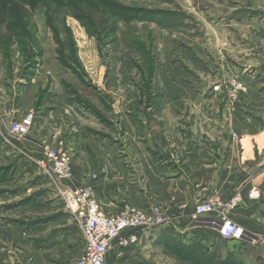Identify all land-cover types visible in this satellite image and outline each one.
I'll list each match as a JSON object with an SVG mask.
<instances>
[{
	"label": "rangeland",
	"instance_id": "obj_1",
	"mask_svg": "<svg viewBox=\"0 0 264 264\" xmlns=\"http://www.w3.org/2000/svg\"><path fill=\"white\" fill-rule=\"evenodd\" d=\"M81 1L84 9L88 7L85 1L98 6L103 14L99 18H110L106 10L93 0ZM110 1L124 7L170 13L178 23L165 29L152 22H125L111 18L109 21L115 25L116 32L109 33L108 38L98 43L71 16L72 7H82L78 4L79 0H0L1 144L12 147L9 143L14 138L19 143L24 142L26 136L17 139L9 133L8 127L11 122L24 118L30 110L35 117L37 86L41 89L50 82L51 90L44 104L52 105L53 97L58 100L56 95L63 90L60 85L62 82L64 87L69 85L79 88L82 97L96 104L98 100L105 105L111 104L114 119L123 112H127L131 120L140 125L146 117L163 119V133L172 145L176 142L172 137L177 134V131H172L175 117L177 123L183 121L184 124V121L188 122L186 116H191L199 124L197 117L203 115V121L211 124L209 131L216 130L217 123H228L232 105L239 102L241 95L248 93L245 84L264 85V0ZM49 9L59 13L52 18L58 42L46 24ZM21 26L32 35V39L15 36ZM131 37L140 40L145 46L150 43L148 57L151 61L129 50L127 44ZM32 44L30 54L35 58L27 62L29 52L26 46ZM58 51L66 58V64L77 71V77L59 62ZM73 56L77 58L79 67L74 64ZM149 63L153 67L150 78ZM31 79L34 83L32 93L29 95L30 92H27L30 98L23 102L20 94L25 83L28 84ZM234 82L239 84V90H235ZM67 95L72 98L70 94ZM220 103L225 107V114L217 119L215 110ZM100 105L98 107L105 111ZM59 107L62 113L58 118L61 119L59 124L64 123L69 130L76 123V127L84 133V128L94 123L92 117L73 107L65 104ZM41 112V109L38 110L39 116ZM209 119L215 123L212 124ZM57 121L54 123L57 124ZM55 124H51L50 128L57 127ZM192 129L195 131L197 127L193 126ZM55 132L50 131L52 134ZM113 137L125 147L126 135L117 130ZM58 146L65 149L63 144ZM3 151L0 152V168L10 167L6 176H0V228L5 231L18 219V215H24L25 206L33 212L50 211L56 207L53 201L58 197L53 189H43L47 203L23 204L26 197H35L34 193L42 189L37 184L40 185V181L45 178H34L29 173L28 167L31 166L24 161V154L14 159ZM53 197L55 199L52 200ZM5 232L9 233L10 229ZM235 247L232 244H218L215 253H220L222 257L233 256L228 253H232ZM237 253L233 257L240 264H250L245 254L239 255V250ZM80 254L81 251H75L72 259L75 260ZM143 255L141 258L127 256L118 259L113 256L107 264H131L138 260L149 264H188L178 256L168 254L162 246L150 247L144 250Z\"/></svg>",
	"mask_w": 264,
	"mask_h": 264
},
{
	"label": "crops",
	"instance_id": "obj_2",
	"mask_svg": "<svg viewBox=\"0 0 264 264\" xmlns=\"http://www.w3.org/2000/svg\"><path fill=\"white\" fill-rule=\"evenodd\" d=\"M33 84L32 79L25 83L20 100L24 102L30 98ZM60 85L63 90L57 92L58 100L52 96V105L44 104L51 82L41 89L37 86L36 100L34 98L30 103L36 102V118L30 110L33 121L24 142L19 143L15 138L10 143L5 140L12 147L0 143V152L4 150L14 159L24 154V161L31 166L28 167L29 173L38 178L44 176L34 163L42 159V147L64 150L71 158L72 185L91 188L106 216L116 215L125 206L143 211L152 206L161 209L165 226L150 235L140 234L136 246L111 251L107 263L113 256L115 259L125 256L141 258L144 250L161 247L162 240L170 237H178L185 244L198 243L210 253L216 251L218 244H232L236 246L233 252L238 254L239 250V255L245 254L248 263H264V85L245 84L248 93L241 95L239 102L232 105L228 123H217L216 130L209 131L211 124L203 121V115L197 117L199 124L191 116H186L188 122L184 121V124L183 121L177 123L175 117L172 131L177 134L172 137L176 141L173 145L163 133V119L146 117L140 125L133 122L127 112L114 119L111 104L105 105L99 100L96 104L88 99L104 115V121H100L71 102L62 82ZM75 89L80 94L79 88ZM39 90L46 93L38 103ZM60 104L87 114L94 123L84 128V133L76 123L69 130L64 123L59 124ZM40 109L42 114L39 116ZM224 110L223 103L216 106L217 119L225 114ZM209 120L215 123L213 119ZM51 124L57 127L50 128ZM193 126L197 130L193 131ZM1 130L0 124V137ZM51 130L56 132L52 134ZM117 130L127 136L124 137L125 147L113 137ZM58 144H63L65 149ZM41 181L37 187L42 189L34 193L35 197H26L23 204L47 203L42 190L49 191L52 187L46 178ZM252 190L257 197L249 199L248 193ZM234 195H239L241 201L230 212V218L247 233L250 241L220 238L207 225L216 214L197 220L193 218L197 203L211 196H217L225 203ZM53 204L56 207L45 212H33L25 206L24 215H18V221L6 227L5 231L10 229L9 233L0 228V264L73 263L75 251H81V235L60 200L56 199ZM233 252L228 254L236 256ZM217 256L224 258L220 253Z\"/></svg>",
	"mask_w": 264,
	"mask_h": 264
},
{
	"label": "built area",
	"instance_id": "obj_3",
	"mask_svg": "<svg viewBox=\"0 0 264 264\" xmlns=\"http://www.w3.org/2000/svg\"><path fill=\"white\" fill-rule=\"evenodd\" d=\"M233 86L235 90L240 88L235 82ZM32 121L33 113L30 112L21 120L11 122L8 131L17 139H23ZM42 153V159L35 164L51 184L66 212L73 217L81 235V254L72 264H107V256L111 251L136 246L140 234L150 235L165 226L166 219L157 206H152L148 211L125 206L116 215L106 216L91 188L72 185V163L67 152L44 146ZM255 197L257 194L254 190L248 193L249 199ZM240 201L239 195H234L225 203L217 196L208 197L196 204L193 218L197 220L208 214H216L215 218L207 221V225L220 238L250 241L247 233L230 218V212L237 208Z\"/></svg>",
	"mask_w": 264,
	"mask_h": 264
},
{
	"label": "trees",
	"instance_id": "obj_4",
	"mask_svg": "<svg viewBox=\"0 0 264 264\" xmlns=\"http://www.w3.org/2000/svg\"><path fill=\"white\" fill-rule=\"evenodd\" d=\"M95 3H97L99 6L103 7L106 11L105 13L108 15L110 18H99V15L103 16L101 14V11L98 9L99 7L96 5H93L90 3V1H85V3H88V7H85L83 2L79 0V3L82 7H70V13L71 16L74 17L86 30L87 34L89 36L95 37L96 41L100 43V41L103 38H108L109 33L113 34L116 32L114 30V26L112 23L109 21L111 18L114 19H121L125 22H152L155 25L168 29L171 26L176 25L178 22L173 19L172 14L166 13V12H156V11H148L144 10L142 8H129V7H124L117 5L113 3L110 0H93ZM72 4V3H71ZM75 4V3H73ZM77 4V5H78ZM33 6V5H32ZM45 6V5H43ZM87 9V10H86ZM51 9L47 12L49 18L47 17L46 14V24L47 27L50 28L52 33L54 34V38L58 42V37H57V32L53 26V15H58L57 10L51 12ZM7 11V10H4ZM3 15V14H2ZM1 16V14H0ZM144 16V17H142ZM107 18V19H106ZM101 19V20H100ZM107 20V21H106ZM18 28V27H17ZM30 33H27L24 30V27L21 26L20 29L15 33V36L17 38H27V39H32V35H29ZM105 36V37H104ZM131 37V41L128 42L127 46L129 50L132 53L146 56V60L151 61V59L148 57L149 55V48H150V43L148 42V45L142 44L140 40L136 39L135 37ZM71 39V38H70ZM150 41V40H149ZM113 42V41H112ZM111 42V43H112ZM73 44V43H72ZM27 52H29V55L26 59L27 62L31 61L32 59L35 58L33 54H30L31 49H33V44L32 46L27 47ZM75 55V53H73ZM37 56H40L37 54ZM36 56V58H37ZM59 62L63 65L64 68H67L71 73L77 77V71L73 69L70 65L66 64V58L62 55L60 51H58ZM73 61L76 66L79 67V63L77 61V58L73 56ZM152 71L153 67L149 63L148 67V77L150 78L152 76ZM149 87L147 86L146 90L149 93ZM66 92L72 96L70 99L71 102L76 103L77 105L81 106L83 109H85L88 113L91 115L95 116L98 120L104 121V115L93 105L88 99H85L82 97L80 94L77 93V90L73 87L71 88L69 85H65ZM95 90V89H94ZM45 94V90H39L38 93V99L37 102L39 103L41 99L43 98V95ZM10 171V167H2L0 168V176H6L7 172ZM7 182V181H6ZM161 246L165 249V251L168 254H174L175 256H178L181 260H184V262H187L188 264H240L239 261H237L233 256L227 255L224 258L218 257L215 252H208L204 247H202L198 243H191V244H185L182 242L181 239L178 237L174 238H166L162 240ZM127 257V256H125ZM123 257V258H125ZM149 264L144 262L143 260H138V261H132L131 264Z\"/></svg>",
	"mask_w": 264,
	"mask_h": 264
}]
</instances>
